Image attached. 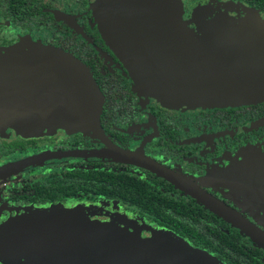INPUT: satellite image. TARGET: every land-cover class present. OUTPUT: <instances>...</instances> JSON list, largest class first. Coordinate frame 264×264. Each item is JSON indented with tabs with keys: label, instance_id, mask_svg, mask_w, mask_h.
I'll list each match as a JSON object with an SVG mask.
<instances>
[{
	"label": "flooded vegetation",
	"instance_id": "flooded-vegetation-1",
	"mask_svg": "<svg viewBox=\"0 0 264 264\" xmlns=\"http://www.w3.org/2000/svg\"><path fill=\"white\" fill-rule=\"evenodd\" d=\"M97 3L0 0V51L58 49L81 65L101 98L94 132L0 133V167L29 161L0 173V239L12 238L11 226L72 215L118 227L135 242L155 238L164 253L173 250L171 263L264 264V100L189 108L140 92L99 31ZM197 198L235 217L217 216Z\"/></svg>",
	"mask_w": 264,
	"mask_h": 264
},
{
	"label": "water",
	"instance_id": "water-1",
	"mask_svg": "<svg viewBox=\"0 0 264 264\" xmlns=\"http://www.w3.org/2000/svg\"><path fill=\"white\" fill-rule=\"evenodd\" d=\"M97 5L99 31L140 92L189 108L264 100V21L257 11L241 5L244 16L234 19L211 1L184 21L180 0ZM100 104L88 73L68 54L33 44L0 51V133L9 128L28 135L46 127L94 132ZM27 163L0 167V173ZM197 199L217 216L235 217L213 199ZM10 228L12 238L0 239L6 264H176L165 260L166 252L136 249L125 233L75 217Z\"/></svg>",
	"mask_w": 264,
	"mask_h": 264
},
{
	"label": "rangeland",
	"instance_id": "rangeland-1",
	"mask_svg": "<svg viewBox=\"0 0 264 264\" xmlns=\"http://www.w3.org/2000/svg\"><path fill=\"white\" fill-rule=\"evenodd\" d=\"M211 1L213 2H216V4H221V5H225L224 8L226 7H230V9H228L230 11V13H238V12H241L244 16V12H242V7L240 4H236L234 3L232 0H226L224 3H220L218 2L217 0H180V3H181V8H182V19L185 21H188L190 16H191V12L192 10L197 7V6H204L208 3H210ZM219 7V5H218ZM227 13V12H226ZM228 14V13H227ZM189 16V17H188ZM242 16V17H243ZM187 17H188V20H187ZM257 17H259L261 20L264 21V18L260 17L259 14L257 13ZM239 18V17H237ZM194 28V27H193ZM68 217H73L72 215H68ZM74 218V217H73ZM91 222V221H89ZM99 225H102V226H109V225H105V224H100V223H97ZM109 227H112L120 232H123L125 233L126 235H128L129 237H131L132 239L134 238L132 235H130L129 233H127L126 231H123L121 229H119L118 227H114V226H109ZM161 238H164V239H167V237L164 235L162 236ZM136 239V238H135ZM163 239V240H164ZM137 241L135 242V240L133 241V245L136 249H148V251H153L157 254H161V253H164V250L162 252L161 249H159L157 243H156V239L155 238H152V239H149L145 242H140V240L136 239ZM184 246H187V244L185 243H182ZM151 247V248H150ZM187 254H191V255H195V251H192V249L190 247L187 246ZM159 249V250H158ZM171 251V252H170ZM168 252V255H175L173 250H170ZM167 253V252H166ZM196 256V255H195Z\"/></svg>",
	"mask_w": 264,
	"mask_h": 264
},
{
	"label": "trees",
	"instance_id": "trees-1",
	"mask_svg": "<svg viewBox=\"0 0 264 264\" xmlns=\"http://www.w3.org/2000/svg\"><path fill=\"white\" fill-rule=\"evenodd\" d=\"M236 1L242 2L243 4L247 5L251 9L255 11H259L260 13L264 15V0H236ZM145 201L143 202L144 209L145 210L149 209L151 211V207L148 206Z\"/></svg>",
	"mask_w": 264,
	"mask_h": 264
}]
</instances>
